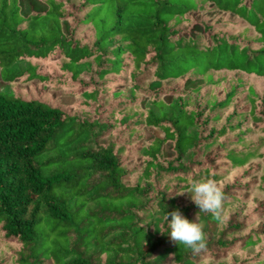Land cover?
I'll use <instances>...</instances> for the list:
<instances>
[{
  "label": "trees",
  "instance_id": "trees-1",
  "mask_svg": "<svg viewBox=\"0 0 264 264\" xmlns=\"http://www.w3.org/2000/svg\"><path fill=\"white\" fill-rule=\"evenodd\" d=\"M38 2L0 0V264H264V0Z\"/></svg>",
  "mask_w": 264,
  "mask_h": 264
},
{
  "label": "clouds",
  "instance_id": "clouds-1",
  "mask_svg": "<svg viewBox=\"0 0 264 264\" xmlns=\"http://www.w3.org/2000/svg\"><path fill=\"white\" fill-rule=\"evenodd\" d=\"M189 192L192 202L200 212L211 213L213 218L222 221L224 219V192L219 182L213 178L202 177L189 180ZM169 216L171 220H169ZM165 220L170 229V238L176 244H182L190 248L194 254L200 253L206 248V235L203 225L199 222L197 214L196 222H190L183 216L179 209L167 213Z\"/></svg>",
  "mask_w": 264,
  "mask_h": 264
},
{
  "label": "rangeland",
  "instance_id": "rangeland-1",
  "mask_svg": "<svg viewBox=\"0 0 264 264\" xmlns=\"http://www.w3.org/2000/svg\"><path fill=\"white\" fill-rule=\"evenodd\" d=\"M23 4H24L25 11H29L31 9V7H34V8H40L41 7L39 5L38 0H23ZM8 89H9V86L0 79V91H7ZM202 225H203V223H202ZM169 241L171 243H173V241L171 240L170 237H169Z\"/></svg>",
  "mask_w": 264,
  "mask_h": 264
}]
</instances>
